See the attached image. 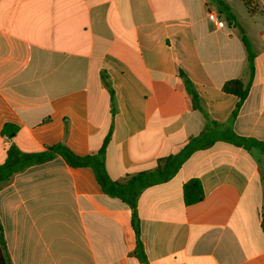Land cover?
Here are the masks:
<instances>
[{
	"label": "crops",
	"instance_id": "0c3cea01",
	"mask_svg": "<svg viewBox=\"0 0 264 264\" xmlns=\"http://www.w3.org/2000/svg\"><path fill=\"white\" fill-rule=\"evenodd\" d=\"M249 1L0 0V164L11 145L97 153L111 133L106 165L124 181L205 131L264 141V0ZM242 32L255 74L230 121L238 97L222 88L249 79ZM193 179L204 198L187 204ZM138 215L150 264H264V153L216 141L145 189ZM0 223L12 264H141L131 208L61 156L0 186Z\"/></svg>",
	"mask_w": 264,
	"mask_h": 264
},
{
	"label": "trees",
	"instance_id": "16d2710c",
	"mask_svg": "<svg viewBox=\"0 0 264 264\" xmlns=\"http://www.w3.org/2000/svg\"><path fill=\"white\" fill-rule=\"evenodd\" d=\"M244 2L250 9L251 1L244 0ZM219 4L221 12L224 14L229 24L233 26L237 25V18L231 9L222 1H220ZM242 39L247 50L249 79L247 82H244L241 79L229 80L222 88L225 93L238 97V103L230 117V121L236 118L243 102L247 99L255 74L254 62L256 55L252 49L251 42L243 32ZM106 86L111 97V113L114 115L116 113L115 92L110 83H106ZM191 95L194 106L197 109H202L199 97L195 93H192ZM110 140L111 133L106 137L102 147L97 153L86 156H78L74 154L63 143L48 146L46 149L34 153L23 152L16 146L11 145L7 150V158L5 162L0 164V186L9 182L13 175L23 172L31 166L51 161L57 156H61L71 167L91 168L94 171L95 177L100 184L102 191L111 197L119 198L131 208L132 224L136 232L137 240L136 248L132 253V256L136 257L141 264H150L140 236V220L138 215V199L145 189L165 183L172 179L194 152L207 149L216 141L231 143L235 146L243 147L248 151L259 149L264 153V141L241 137L229 130L224 132H218L215 130L205 131L198 137L192 138L187 142L179 152L158 159L155 169L139 172L135 175L129 176L124 181H116L110 176L106 165V152ZM184 198L187 204L200 202L204 198L202 185L199 180L193 179L184 185ZM0 244V264H12L1 223Z\"/></svg>",
	"mask_w": 264,
	"mask_h": 264
},
{
	"label": "built area",
	"instance_id": "2783aa9c",
	"mask_svg": "<svg viewBox=\"0 0 264 264\" xmlns=\"http://www.w3.org/2000/svg\"><path fill=\"white\" fill-rule=\"evenodd\" d=\"M208 19L218 28H222L225 26V22L222 20L220 14L217 11L208 12Z\"/></svg>",
	"mask_w": 264,
	"mask_h": 264
},
{
	"label": "rangeland",
	"instance_id": "374dc122",
	"mask_svg": "<svg viewBox=\"0 0 264 264\" xmlns=\"http://www.w3.org/2000/svg\"><path fill=\"white\" fill-rule=\"evenodd\" d=\"M250 22L253 23L252 20H250Z\"/></svg>",
	"mask_w": 264,
	"mask_h": 264
}]
</instances>
